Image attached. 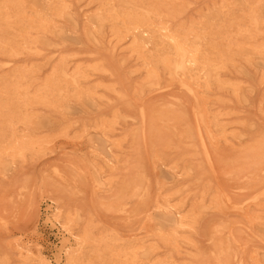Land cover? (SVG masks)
Returning <instances> with one entry per match:
<instances>
[{
  "label": "rangeland",
  "instance_id": "obj_1",
  "mask_svg": "<svg viewBox=\"0 0 264 264\" xmlns=\"http://www.w3.org/2000/svg\"><path fill=\"white\" fill-rule=\"evenodd\" d=\"M0 264H264V0H0Z\"/></svg>",
  "mask_w": 264,
  "mask_h": 264
},
{
  "label": "bare ground",
  "instance_id": "obj_2",
  "mask_svg": "<svg viewBox=\"0 0 264 264\" xmlns=\"http://www.w3.org/2000/svg\"><path fill=\"white\" fill-rule=\"evenodd\" d=\"M104 1V0H103ZM107 2V1H106ZM105 2V3H106ZM101 5V4H100ZM106 6V5H105ZM104 6V7H105ZM103 7V6H102ZM54 9H56V8H54ZM62 10V9H61ZM103 10V9H102ZM105 10H107V9H105ZM56 12H57V10H56ZM112 12V11H111ZM123 13V12H122ZM125 13V12H124ZM17 14V13H16ZM15 14V15H16ZM106 14H108V11H107V13ZM118 14H119V12H118ZM109 15V14H108ZM17 16V15H16ZM140 16V15H139ZM109 17V16H108ZM116 18V17H115ZM113 19V18H112ZM129 19V18H128ZM143 20H144V18H142ZM108 21V20H107ZM136 21V20H135ZM140 22H141V19H140ZM144 22V21H143ZM154 22V21H153ZM115 23V22H114ZM118 23V22H117ZM142 23V22H141ZM155 23V22H154ZM140 24V23H139ZM147 24V23H146ZM42 26V25H41ZM150 30V29H149ZM156 32V31H155ZM174 41V40H173ZM161 42V41H160ZM173 43V42H172ZM181 43H179V45H180ZM184 49V48H183ZM143 50V49H142ZM166 51V50H165ZM185 64V63H184ZM191 70V69H190ZM151 71H153V70H151ZM155 72V71H154ZM189 72V71H188ZM52 83V82H51Z\"/></svg>",
  "mask_w": 264,
  "mask_h": 264
}]
</instances>
